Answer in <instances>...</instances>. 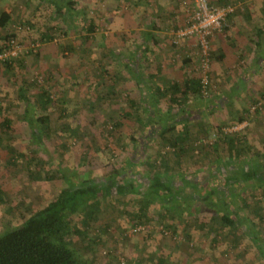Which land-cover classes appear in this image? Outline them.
Segmentation results:
<instances>
[{"label": "trees", "instance_id": "16d2710c", "mask_svg": "<svg viewBox=\"0 0 264 264\" xmlns=\"http://www.w3.org/2000/svg\"><path fill=\"white\" fill-rule=\"evenodd\" d=\"M38 1L46 4L44 11L36 9L39 10L42 20L17 16L14 20V28L9 29V25L13 23L11 13L3 12L0 15V28L4 31L7 29L4 32L5 36H1L0 39V53L12 50V41L22 48L16 56L0 63V71L14 79L16 86L21 81L17 90V99L24 105V110L19 114L33 141L27 146V152L12 148L8 143L14 141V138L4 142L7 138L4 131L10 130L11 121L6 118L0 124L3 131L0 132V149L8 152L11 171L21 167L23 171L32 172L30 167H33L34 161L38 159L40 164L45 162L43 156L51 149L49 145L54 148L61 146L65 149L69 145V139L83 128V125L71 124L68 120L71 113L67 108L60 110L58 120L53 121L51 118L50 108H55L58 104V99L55 98L50 85L53 82L52 74L44 75L45 84L37 89L36 94H31L29 89L33 84L27 79L29 74L26 68L23 63L20 67L16 65L20 59L31 54L37 55L38 49H34L35 52L33 50L37 44L41 46L55 40L59 41L65 38L69 31H76V28L82 39L89 42L91 34L96 30L97 19L90 18L87 8L78 6L77 0ZM157 18L162 22L165 20L163 15H158ZM158 29H160L159 24L154 22L147 31L149 43L144 51L146 62L152 57L149 46L151 39H154L152 32ZM257 36L258 46L261 47L264 45V26L258 28ZM27 38L32 43L29 47L25 45ZM152 41L157 44L156 40ZM90 51L94 53V50ZM102 56L107 57V54ZM113 56L116 58L115 54ZM223 57L219 56L216 59L222 61ZM125 59L127 62L124 66L128 74L137 75L132 70L133 64L130 63L132 56ZM101 65L104 67V64ZM160 70L158 66L157 71ZM192 72L195 76L188 78L183 86L174 82L170 87L161 89L149 83L151 92L154 93L151 96L159 97L157 102L165 101L171 110L174 106L181 107L187 96L200 97L201 77L194 69ZM142 81L149 82L145 75L139 77L138 82ZM97 85L99 86L92 88L94 91L92 96L91 94L85 96L80 102L81 108L86 112L87 123L91 127L96 126L101 119L98 115L103 112L105 103H111L117 97L114 85L107 84L105 80L99 81ZM54 87L56 90V86ZM141 103L128 99L125 104L127 107L123 106L121 114L111 120L114 123L109 130H105L104 146L112 159L115 157L109 147L110 140L117 148L126 149L127 140L122 132L118 133V130L123 128L124 121L134 119L139 125L140 136L148 129L152 133L156 127L159 128L160 132L155 137V155L140 157L139 163L133 165L130 159L128 166H125L124 162L119 166L114 164L99 176H93L92 173L82 175L76 170L64 168L58 161L55 162L56 169L46 172V176L43 177L38 172L35 176L37 181L44 179L63 181L64 186L45 207L31 214H29L30 209L26 208L25 213L22 214V224L10 226L8 231L0 236V264H88L81 260L82 255L76 248L75 242H88L90 232L102 220L101 215L104 210L96 205L99 203L96 198L101 196L106 199V196L116 194L119 196V202L123 203L130 198L128 196L131 193L138 194L140 190L137 187L143 188L146 194L152 195L157 202L150 208L153 204L149 201L152 196H146L138 201V204L142 205L139 209L136 206V199H133L134 204L130 200L131 202H127L129 205H122L120 208L116 206V220L122 213L130 219L131 228L160 225L162 228L159 232L164 234L162 236L166 239L169 233L170 237L167 238L168 244L162 243V248L157 244L161 250L159 254L155 248L152 254H148L146 258H139L131 264H171L170 257L173 252L175 255V250L182 249L175 237H183L184 241L191 242L193 234L198 232L199 239H207L210 244L216 243L222 236V240L230 242L231 245L239 242L241 235L247 236L250 232V240L256 246L262 238L254 230L264 225V152L252 150L245 132L231 131L220 136L219 133L215 135L212 133L213 126L203 121L176 123V120H172L171 122L170 113L162 115L158 111L149 114L147 108L144 109L145 115L139 114L133 118L131 110L126 109H134L138 113ZM263 105L253 114L251 108L243 109L231 126L248 121V116L253 117L264 109ZM215 127L219 131L224 128L223 124H217ZM133 137L132 135L130 140H133L131 143L135 145L136 137ZM74 145L75 142L72 146ZM135 147H131V155ZM38 155L39 157L36 158ZM253 157H256L255 161ZM19 159L22 162L18 163ZM210 165L214 167L211 168ZM3 194L0 188V204L3 203ZM104 227L107 228V225ZM140 232L142 230L135 234ZM152 234L153 231L148 233L147 238L151 239ZM128 236L127 240L130 241L132 235ZM258 247L256 249L264 260V243L259 244ZM163 249L166 250L165 253ZM153 256L155 259L152 258Z\"/></svg>", "mask_w": 264, "mask_h": 264}, {"label": "rangeland", "instance_id": "374dc122", "mask_svg": "<svg viewBox=\"0 0 264 264\" xmlns=\"http://www.w3.org/2000/svg\"><path fill=\"white\" fill-rule=\"evenodd\" d=\"M77 1L78 6L87 8V13L90 18L97 19L96 30L91 34L92 37L89 42H85L82 39L78 34L79 30L76 28V31H69L65 38L59 41L55 40L33 48V50L37 48L39 53L37 55L31 54L28 57L20 59L16 67H20L23 63L26 68L25 70L29 74L27 79L33 84L30 85L29 89L31 94H36L37 89L45 84L44 75L52 74L53 82H51L50 85L53 88L52 90L54 91L55 98L58 99V104H56L55 108H50L51 118L53 121L58 120L60 110L62 108H67L71 113L68 117L71 124L83 125V128L80 129L74 137L69 139V145L67 143L68 147L65 149L61 146L54 148L49 145L51 149L46 151L44 156L42 155L45 162L40 164L37 161L38 159L34 161L33 167H30L32 172L23 171L21 167L14 169L16 171H11V166L8 164V152L4 149H0V188L4 192L2 196L4 198L3 203L0 204V236L5 234L10 226H19L22 224V214L25 213L24 210L26 208L30 209L29 214H31V212L45 207V205L51 199L55 198L63 188V181H47V179L37 181L35 179L38 172L44 177L46 176V172H51L56 169L55 162H60L64 168H70L72 171L76 170L81 172L82 175H89L92 173L91 175L93 176H99L106 168L108 169L114 164L119 166L124 162L125 166H128L127 163L130 159L133 165L139 163L140 157L142 158L150 154L155 155V137L156 134L160 132V130H158L159 128L155 126L156 129H154L152 133H150L151 131L148 129L140 136L138 134L140 130L138 127L139 125L134 119L131 121H124L123 128L118 130V133L122 132L127 140L125 143L126 149L117 148L116 145L112 144V140H110L109 147L113 150V156L115 157L112 159L110 153L107 151L108 149L104 146L105 143L103 138L105 137V130H109V127L114 123L111 120L117 118L121 114L123 106L127 107L125 104H127L128 99L134 100L138 97V94L142 93V95H144V101H147L144 105L141 104V109L138 113L134 109H126L127 111H132L133 118L139 114H144L143 112H145L144 109L146 108L152 111L151 106H148L149 99L145 90L137 87L138 83L136 77L130 76L127 69H125L124 65L125 62H127L125 58L132 56L130 63L138 64V61L143 74L148 76L150 73H156L157 64H166L168 59L160 57L162 52L165 54L173 52L170 53L171 59H169V63H171L172 60L174 62L173 64L171 63L172 65L177 64L181 66L182 64H187L184 61H191L189 56L196 50L193 45L195 42L194 39L183 40L179 45L174 44L175 38L173 36V31L178 29V27L180 28V26H178V18L169 19L165 16L166 21L162 22L161 19L159 20V18H156V15L148 16L149 13H154L152 7L149 6L152 2L159 1L162 7L172 9L174 5H170L169 0ZM208 1L211 5H224V2L220 4L217 0ZM240 1L242 2L231 4L243 8V10L238 12L244 14L245 6H247L245 1L249 2L250 0ZM177 2L179 6H176V8L179 9L180 7L179 10L183 12L185 10L184 15L188 17L194 6L192 2L190 0H177ZM230 2L231 0H228V4ZM255 2L258 3L253 4L264 7V0H256ZM44 7H46V4L38 0H0V15L3 12L8 14L11 13L10 15H12L13 23L9 25V29H12L14 28V20L17 16L21 18L33 17L32 19L42 20L39 10L42 9L44 11ZM37 8H39V10H36ZM136 12H138L139 15H137ZM259 13L260 20L255 18L254 21L252 18L253 21L249 23L252 25L255 24L254 28L264 23V12L262 11ZM236 14L233 15L228 22L230 28L232 19ZM151 19L157 20L156 23L160 26V29L154 31L155 35L160 38V42L157 45H149L152 52L150 55L153 60L151 61L150 58V60L146 62V55L144 53L146 48L144 43L147 41L144 35L151 25ZM229 26L226 29H228ZM5 31L3 28H0V39L1 36H5ZM84 32L86 33V31ZM217 35H221L222 37L220 39L226 44L232 45L233 39L231 35V38L228 37L227 30H224L222 33H217L214 36ZM251 36H254V34ZM252 42L255 44L257 41L253 39ZM26 44L27 47L32 45L29 38H27L25 45ZM90 50H94V53H91ZM232 52L234 54V61L227 71L228 75L225 74L224 78L223 76L221 79L219 78V80H226V76L228 77L232 73L231 77L235 78L227 79L229 80L228 83H230V86L232 80L234 82V80L242 76L240 73L245 72L247 69L246 67L249 66L248 61H251V54L248 53V55L241 57V51L235 45ZM105 54H107V57L102 56ZM114 54L117 59L113 56ZM227 55L229 57V54ZM230 58L232 59V56ZM215 61H217V59H215L212 54L211 46L212 65L215 64ZM224 61L225 60L217 62L221 65H225ZM188 63L192 65L191 62ZM101 64H104V67H101ZM136 68L137 67L134 66L132 70H136ZM231 69L233 72L237 71L239 74L231 72ZM176 73L179 76L177 78H184L187 72L180 69H172V72H169V77L173 79L176 77ZM109 75L111 77H109ZM212 75L213 81H215L214 72ZM164 77L163 73L158 76L161 80L160 85L163 88L165 87L163 84L165 83L164 80H166ZM243 78L245 77L243 76ZM253 79L252 88L255 86L254 84L258 85L257 81H259L257 88L261 90H252L253 95H246L245 98L239 99V105L236 104L231 106V99L226 95L227 93L225 95L222 94L220 99H213L214 103L215 101L218 102V109L209 114V108L211 104H213L212 100H205L200 96L198 97V101L205 107L201 109L202 111L200 112H204L206 123L213 126V134L217 135L216 133H219L220 136L225 133H230L231 131L245 132L252 150L262 153L264 152V109H261L260 113H257L258 115L255 114L253 117L248 116V121H246L248 122L247 124L243 123L234 127L231 126L235 117L238 116L239 110L240 112L248 108L252 110L253 106H256L258 102L264 104V93L261 94V92H264V88L261 87L262 85L264 86V73L260 75V77L257 76V79L253 76ZM101 80H105L107 84L115 86L114 92L117 97L113 102L108 104L105 103L103 112L98 115V118L101 119H99L96 126L91 127L87 123L86 112L81 108L80 102L85 96L90 94L92 96L94 93L92 88L99 86L97 84ZM216 80L218 81V79ZM20 84L21 81L17 83L16 86L14 84V79H11L8 74L4 75V73L0 71V124L6 118L10 119L11 127L10 130L4 131V135L7 137L4 139V142L8 141L9 138H14V141H9L8 144L21 152H27V146L33 141L28 135L29 131L26 124L20 119L22 116L19 113L24 110V105L17 99V90ZM54 86H56V90ZM61 95L63 96L61 97ZM189 99L186 100L187 104ZM190 106L193 109V105L190 104ZM159 109V114H163L166 110L163 106ZM217 124H223L224 128L220 131L217 130V127H215ZM0 132H3L1 128ZM132 135L136 137V142L134 141L135 145L132 144L133 140H130ZM74 142L75 145L72 146ZM134 146L136 147L133 155H131L132 152L130 150L131 147L134 148ZM50 147H48V149ZM38 157L39 155L36 158ZM254 158L256 157L252 158L255 161ZM20 161L21 159L18 160V163H20ZM210 167L212 168L214 166L210 165ZM137 188L140 190L138 194L131 193L128 196L130 198H127L126 202L123 203L119 202V196L116 194L106 196V199L97 196L98 198L96 199H98L99 203L96 205L104 210V213L101 215L102 220L98 223L99 225L95 228L96 230L94 229L90 232L88 242H75L76 248L83 256H81L82 261L88 264H131L139 258H146L148 254H152L155 248H157V254L161 252L158 245L162 248V243H167L169 241L167 238L170 237V234L168 233L165 239L162 236L164 234L159 232L162 228L160 225L144 227L141 229L142 232L135 234L134 230L136 228H131V221L128 216H123L121 213V215L119 214V219L116 220V206L120 208L122 205H126L128 201L136 199V206L137 209H139L142 206L138 204L140 198L152 196L146 194L147 192L143 188ZM153 198L152 196L151 200H149L153 203L150 205L151 207L149 206L150 208L157 202L156 199ZM127 205H129V203ZM105 222L107 228L104 227V225H106ZM260 227L262 228L257 227L256 230H254L258 232L259 237L262 238L256 243V246L250 240V232H248L247 236L241 235L238 239L239 242L232 245L230 242L223 241L222 236L216 243L210 244L207 239H199V232L193 234L191 242L184 241L183 237H175L178 239L175 240L179 241L182 249L179 251L175 250V255L173 252L174 256L172 255L170 257V262L171 264H264V260L257 251L259 248L258 245L264 243V225ZM152 231L153 237L151 239L147 238V234ZM128 235H132L130 241L127 240L129 237ZM157 241L158 243H156ZM186 246H188V248ZM163 252L165 253L166 250L163 249ZM152 258L155 259L154 256Z\"/></svg>", "mask_w": 264, "mask_h": 264}, {"label": "crops", "instance_id": "0c3cea01", "mask_svg": "<svg viewBox=\"0 0 264 264\" xmlns=\"http://www.w3.org/2000/svg\"><path fill=\"white\" fill-rule=\"evenodd\" d=\"M169 1H170V3H169L170 5L171 4L174 5L172 7V9L162 7V5L159 4V1L152 2L149 6L152 7L154 13H149L148 16L156 15V18H157L158 15H163L164 17L166 16V18H169V19L170 18L171 19L178 18V23H179L178 26H180V28L185 26L186 22H187V20H186L187 16L184 15L185 10L183 12L182 10H179L180 7H179V9L176 8V6H179L177 0H169ZM214 1H216V0H214ZM255 1L256 0H250L249 2L245 1L247 3L246 4L247 6H245L246 8L244 9L245 10L244 14L238 12L236 14V16L233 17V19H232L233 24L231 23V28L229 26V28L227 29V33L229 35L228 37H230V35H231V37L233 39L231 46L229 44H226L223 40L220 39L222 37L221 35L214 36L211 39L212 54L214 55L215 59L219 58V56H224L223 60H225L224 61L225 65L224 64L221 65L217 61H215V64L211 65L210 78L212 80V86H214V88L212 89L211 97L209 99V100H212V102H213V104H211V106L209 108L210 109L208 111L209 114H211L214 110L218 109V104H217L218 102L215 101V103H214L213 99H220L222 94L225 95L227 93L226 95H228L229 99H231V106H232V105H236V104L239 105V103H240L239 99L245 98L246 95H248V96L253 95L252 90H255V91H257L258 89L261 90L260 88H257V86L259 85V81H257L258 85L254 84L255 86L252 88V86H253L252 82L254 81L253 76H255L257 79V76L260 77V75H262L264 73V72H262V71H264V45H262L261 47L258 46L259 38L257 36L258 28L264 26V23H263V25H260V26L255 27V28H254L255 24H253V25L249 24L255 18L259 19V17H260L259 12H262V11L264 12L263 6L253 4V3H258ZM217 2L220 4H221V2L228 4V0H222V1L217 0ZM238 2H242V1L231 0V2L229 4H231V3L236 4ZM227 4H224V5H227ZM221 6H223V5H221ZM136 14L139 15L138 12H136ZM252 18H253V20H252ZM165 21H166V19L163 22H165ZM154 22H157V20L156 21H155V19L150 20L151 25ZM147 31L145 32V35H144L145 40L147 41L146 43H144L145 48H146V45L149 43ZM152 33L154 34V39H151L150 43L153 45H157L160 42L159 41L160 38H158V36L155 35L154 31ZM253 34H254V36H251ZM253 39L254 40L256 39V41H257L255 43L256 45L254 44V42H252ZM152 40H156L157 44H155L154 41H152ZM250 42H252V43H250ZM234 45L240 49L241 57L248 55V53L251 54V57H250L251 61L250 62L248 61L249 66L246 67L247 69L245 70V72L240 73V74H242V76L240 78L234 80V82L232 80L231 86H230V83H228L229 80H227V79L235 78V77H231L232 73L230 74V76H228V77L226 76V78H227L226 80L225 79L219 80V78L221 79L222 76H223V78L225 77V74H227V71L229 70V68L231 67V64L234 61V56H233L234 54L232 52V49H234ZM170 53H173V52H170ZM170 53L168 52L167 54H165L164 52H162L160 54V57L168 59V60L166 61V64H157L156 73L155 72L150 73L148 76H146V78L149 80V82L147 84L143 81L140 83L138 82L139 77L144 75L143 71L140 70L141 76H139V74H140L139 69L141 68V66L139 65L140 63L133 64V67L134 66L137 67L136 70L133 69V71H135V73H137V75H135V77L137 79V83H138L137 87L143 88L146 92V95H148V99H149V101H148L149 105L148 106L149 107L151 106V110H152V111H149V109H148L149 114L151 112H153L155 114L156 112H158L160 110L159 108L161 106H163L166 110L164 111V113L162 115H164L165 113L166 114L170 113L171 118H172L171 122H172V120H176V123H180V122H184V121L189 122V121L193 120V121H201V122L203 121L206 123V120L204 118V112H200V111H202L201 109H203L205 107H204V105H202L201 102L198 101L199 100L198 97L187 96L186 97L187 99L190 98L188 101V104L186 103V100H187L186 99L185 103L181 107L174 106L171 110V109H169V107L165 101L162 100V101L157 102L159 97L156 96V98H155V96L154 97L151 96V94H154V93L151 92L150 84L153 87L159 86L161 89H165V88L170 87L171 83H174V82H178L181 86H183L185 84V81L188 78L195 76L194 73L192 72V66L190 65V63H188L191 61L186 60L184 62H186L187 64H182L181 66L177 65V64L172 65L174 63L172 60H171L172 64L169 63L170 62L169 59H171ZM227 54H229V57ZM231 56H232V59L230 58ZM156 58H157V54H156ZM226 58H227V60H226ZM152 60L153 59L151 58V61ZM191 64H192V62H191ZM158 66L161 69L160 71H157ZM162 68L164 71L162 70ZM172 69H175V70L180 69L182 71L184 70L185 72H187L185 75L186 78L185 77L184 78H181V77L177 78V77H179L177 73L175 74L176 77H174L173 79L170 78L169 72H172ZM212 71L214 72V78L218 79V81L216 79H215V81H213V78H212L213 72ZM231 72H233L232 69H231ZM162 73L165 76L164 79H166V80H164L165 83H163L165 85L164 88L160 85L161 80L158 78V76H160ZM233 73H238V72L235 71ZM151 75H154V76L151 77ZM243 76L245 78H243ZM261 87L264 88L263 85ZM262 93H264V92H261V94ZM143 96L144 95H142V93L138 94V97L136 99H134V101H138L139 103L142 102L141 104L144 105V103H146L147 101H144L145 99ZM180 96H182V95H180ZM190 104L193 105V109L191 108ZM143 113L144 114H141V115L146 114V112H143ZM202 113H203V115H202ZM238 113H239L238 115L241 114L240 110L238 111ZM236 117H238V116H236ZM105 224H106V222H105Z\"/></svg>", "mask_w": 264, "mask_h": 264}, {"label": "built area", "instance_id": "2783aa9c", "mask_svg": "<svg viewBox=\"0 0 264 264\" xmlns=\"http://www.w3.org/2000/svg\"><path fill=\"white\" fill-rule=\"evenodd\" d=\"M193 9L187 18L186 25L173 31L175 38L174 44L179 45L183 40L194 39V53L190 54L192 67L201 77V97L205 100L210 99L211 91L214 88L211 83V39L217 33H222L229 26L230 18L238 11L243 10L240 6L227 4L223 6L211 5L208 0H190ZM241 5V4H240ZM12 50L0 53V63L10 59L22 50L14 41L11 43ZM38 44L35 46L37 47ZM194 63V64H193ZM262 102L253 106L251 114L256 109L261 108ZM248 123V122H243ZM241 123V124H243ZM138 227L134 232L140 231Z\"/></svg>", "mask_w": 264, "mask_h": 264}]
</instances>
